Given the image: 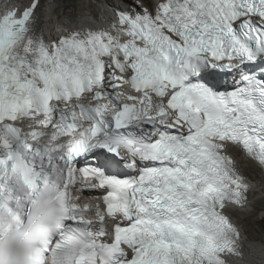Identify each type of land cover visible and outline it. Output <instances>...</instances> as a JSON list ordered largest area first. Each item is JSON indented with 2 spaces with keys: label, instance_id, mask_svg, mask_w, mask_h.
<instances>
[{
  "label": "snow or ice",
  "instance_id": "1",
  "mask_svg": "<svg viewBox=\"0 0 264 264\" xmlns=\"http://www.w3.org/2000/svg\"><path fill=\"white\" fill-rule=\"evenodd\" d=\"M104 6L45 36L41 0H0V264H250L264 0Z\"/></svg>",
  "mask_w": 264,
  "mask_h": 264
},
{
  "label": "bare ground",
  "instance_id": "2",
  "mask_svg": "<svg viewBox=\"0 0 264 264\" xmlns=\"http://www.w3.org/2000/svg\"><path fill=\"white\" fill-rule=\"evenodd\" d=\"M41 25L45 36L49 29L54 34L58 26L75 21V26L87 25L94 29H107L99 23L97 15L105 12L104 5L114 2L113 0H41ZM51 5V8L49 7ZM63 12L61 13V11ZM96 12L94 19L92 16ZM105 18V16H102ZM111 19V18H109ZM238 165L249 178L253 186L252 198L254 203L244 210L233 214L236 222L245 230V252L246 260L250 264H264V174L255 165H250L248 161L241 156Z\"/></svg>",
  "mask_w": 264,
  "mask_h": 264
},
{
  "label": "clouds",
  "instance_id": "3",
  "mask_svg": "<svg viewBox=\"0 0 264 264\" xmlns=\"http://www.w3.org/2000/svg\"><path fill=\"white\" fill-rule=\"evenodd\" d=\"M105 13H107V8H106V10H105ZM95 14H97L96 12H94V14H93V16H92V19H94L93 17H95ZM99 16H100V13L97 15V18H99ZM111 18V17H110ZM109 20H111V19H109ZM245 158V157H244ZM246 159V158H245ZM238 163V162H237ZM238 167H239V165H238ZM240 168V167H239ZM241 169V168H240ZM260 169V168H259ZM261 170V169H260ZM241 171H242V169H241ZM262 171V170H261ZM243 172V171H242ZM262 173L264 174V171H262ZM243 174H244V172H243ZM245 175V174H244ZM246 176V175H245ZM247 177V176H246ZM248 180H249V178H248ZM249 183L251 184V190L249 191V193H248V197H249V204H248V206H247V208L249 209L250 207H249V205L250 204H253L254 203V201H253V198H252V194H253V186H252V183H251V181L249 180ZM232 222L234 223V224H236V226L240 229V231H241V239H242V242L244 243V245H245V238H246V233H245V230L236 222V219H235V217H233V215H232Z\"/></svg>",
  "mask_w": 264,
  "mask_h": 264
},
{
  "label": "rangeland",
  "instance_id": "4",
  "mask_svg": "<svg viewBox=\"0 0 264 264\" xmlns=\"http://www.w3.org/2000/svg\"><path fill=\"white\" fill-rule=\"evenodd\" d=\"M114 1V0H113ZM62 10V9H61ZM63 12V10L61 11V13Z\"/></svg>",
  "mask_w": 264,
  "mask_h": 264
}]
</instances>
